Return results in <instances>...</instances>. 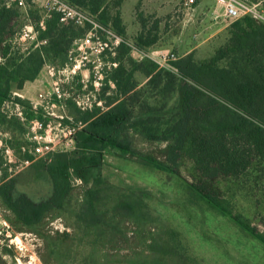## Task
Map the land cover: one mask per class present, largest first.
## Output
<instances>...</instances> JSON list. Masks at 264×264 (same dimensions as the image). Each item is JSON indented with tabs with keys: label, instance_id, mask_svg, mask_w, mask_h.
I'll list each match as a JSON object with an SVG mask.
<instances>
[{
	"label": "rangeland",
	"instance_id": "obj_1",
	"mask_svg": "<svg viewBox=\"0 0 264 264\" xmlns=\"http://www.w3.org/2000/svg\"><path fill=\"white\" fill-rule=\"evenodd\" d=\"M124 1L108 0V14L104 18L80 7L98 27L94 29L92 24L76 27L82 30L81 38L73 43L65 61L47 65L57 70L80 66L73 76L62 77L61 89L67 93L63 96L66 105L63 113L69 118L68 125L83 128L84 115L97 109L108 111L121 102L131 117L130 123L136 125L126 132L124 141L132 143L133 148L143 154L165 162L176 173L144 165L117 148H108L103 152V162L95 170L94 179L141 195L147 213L156 219L152 253L156 257H169L167 264H264V245L242 230L233 218L212 208L196 190L205 187L215 191L229 202L234 215L264 232V159L254 161L252 167L238 177L206 178L198 171L195 158L188 151L180 153L168 149L169 143H175L172 129L182 114L181 76L176 63L189 56L201 63L210 61L220 49L227 52L233 24L226 20L218 0H197L196 16L190 21L175 11L163 18L145 15L141 1L137 7L140 33L129 35L122 16ZM8 3L9 0H0L1 7L14 8L8 7ZM42 5L28 1L29 18L38 39L37 28L45 30L41 22L45 24L53 17L47 16ZM117 17L121 21L120 31L115 27ZM132 21L130 18L129 23ZM25 23L22 17H13L9 23L8 36L13 40L8 59L21 61L29 51L35 50L33 43L20 40ZM209 23L226 26V29L206 41L210 35ZM169 30L171 34L159 40ZM140 37L143 41L154 37L158 41L142 46L138 43ZM117 38V46L112 45ZM99 42H106L108 47L101 50ZM250 56L227 52L216 66L229 69L238 66L245 74L260 76L259 70L264 72V59ZM3 62L5 60L0 58V63ZM120 64L125 72L121 89L113 81ZM47 65L37 77L38 87L26 82L24 92L14 84L11 95L0 105L7 121L15 119L24 127L21 132L0 121V264H92L91 252L97 250L89 245L88 230L77 218L88 185L73 179L72 191L62 209L40 212L32 207L49 201L54 191L43 161L53 160L58 155H72L77 150L76 146L74 150L54 152L44 158L35 155V143L29 136L30 122L33 119L45 124L51 121L40 104L37 110L32 109V105L40 102L41 94L52 91ZM128 75L130 80L125 82ZM15 98L30 103V109H22V117L17 115ZM76 100L87 103L86 108L81 110ZM100 101L102 106L98 105ZM9 148L17 150L18 158L30 163L25 162L21 170H17L6 154ZM176 160L177 166L172 162ZM159 225L173 231L174 239L162 236L158 232ZM128 252L127 249L121 251L122 254Z\"/></svg>",
	"mask_w": 264,
	"mask_h": 264
},
{
	"label": "trees",
	"instance_id": "obj_2",
	"mask_svg": "<svg viewBox=\"0 0 264 264\" xmlns=\"http://www.w3.org/2000/svg\"><path fill=\"white\" fill-rule=\"evenodd\" d=\"M68 1L100 14L101 18L108 14V0ZM13 17H20L15 8L0 6V58L5 60L0 63V105L11 95L14 84L23 89L26 82L37 79L45 65L64 62L73 43L81 38L82 30L72 24H62L59 15L53 14L46 20L45 30L37 28L42 44L21 61L8 59L13 40L8 36V26ZM37 19L40 20L38 12ZM120 23L117 17L115 27L119 31ZM231 36L229 54L264 59V23L252 18L238 20L232 25ZM157 41L155 37L148 41H143L142 37L138 39L140 45L147 47ZM227 52L220 49L210 61L201 63L195 62L192 56L176 63L181 76L182 114L172 129L175 143H169L168 149L180 153L188 151L194 156L198 171L206 178L238 177L247 172L254 161L264 159V72L259 70L260 76L254 77L241 72L238 66L233 69L217 67L216 63ZM253 63L256 65L255 61ZM124 75L120 64L113 76L120 89ZM129 80L128 75L125 82ZM15 101L30 109L28 101L21 98ZM130 119L121 102L105 112L97 109L87 113L83 116L85 126L76 134L77 150L72 155H58L53 160L43 161L54 191L49 201L32 206L38 211L62 209L72 191L73 179L89 186L77 218L88 230L89 245L97 248L89 258L92 264H167L169 259L152 253L156 219L147 213L141 195L94 179L95 170L103 162V152L108 148H117L144 165L176 173L165 162L143 154L134 149L132 143L124 141L126 132L136 126ZM0 121L24 131L19 121H7L1 111ZM172 162L177 166L178 160ZM196 190L212 208L233 218L242 230L264 245V232L234 215L228 201L205 187ZM159 226L162 236L174 239L173 231ZM124 249L129 252L122 254Z\"/></svg>",
	"mask_w": 264,
	"mask_h": 264
},
{
	"label": "built area",
	"instance_id": "obj_3",
	"mask_svg": "<svg viewBox=\"0 0 264 264\" xmlns=\"http://www.w3.org/2000/svg\"><path fill=\"white\" fill-rule=\"evenodd\" d=\"M28 1L36 4L37 2L43 3V7L47 13V16H53L57 14L60 17L62 24H72L75 27H83L88 24H92L93 28L96 29L98 25L94 22L87 12L70 3L68 0H9L8 7L14 6L18 11L20 17H22L26 23L22 29L20 36L21 41H29L34 44L35 49L40 46L38 40V34L30 21L28 14ZM221 6L226 20L233 24L238 20L244 18H252L257 22L264 23V0H255L250 2L248 0H218ZM24 11L25 13H21ZM177 12L182 14L184 19L192 20L196 16L197 12V0H181L178 4ZM42 27L45 29L44 22H41ZM118 44V38L112 45ZM101 50L108 47L106 42L98 43ZM32 50V49H31ZM30 52V51H29ZM48 74L52 78V91L41 94L40 102L32 105L33 110H37L38 104L41 108L48 112L51 121L45 124L39 119H33L30 122L29 136L34 141V151L38 158L48 157V155L54 152H68L74 150L77 146L76 134L81 130L82 126L68 125L66 120L68 116L63 113L65 112V103H63L64 93L61 89V83H63L62 77L65 74L73 76L79 69L80 66L67 67L63 70H57L56 68L47 65ZM59 99L58 101L56 99ZM17 103V102H16ZM76 104L81 110L86 108V104L81 100H76ZM102 106V101L98 103ZM17 108V115L22 117L24 107L19 103L15 104ZM23 107V108H22ZM49 110V111H48ZM7 156L11 164H15L17 170H21L25 162L23 158H18L17 150L9 148L6 151ZM15 158V161H13ZM15 162V163H12ZM81 182V181H80Z\"/></svg>",
	"mask_w": 264,
	"mask_h": 264
},
{
	"label": "crops",
	"instance_id": "obj_4",
	"mask_svg": "<svg viewBox=\"0 0 264 264\" xmlns=\"http://www.w3.org/2000/svg\"><path fill=\"white\" fill-rule=\"evenodd\" d=\"M141 1L144 3L142 12H144L145 15L152 14L153 16H157L158 18H163L168 14L173 13L174 11L177 12L175 8L181 0H125L122 5V16L124 25L127 27V34L129 35H138L140 33L139 22H137V7H139ZM130 18L133 19V21L129 23ZM209 26L210 35L206 41L214 39L226 29V26L217 25L215 23H209ZM171 32V30L167 31V33L159 40L168 37ZM39 84L40 82L38 79L35 82H32V85L35 87H38ZM26 90L27 87H25V89H23L22 91L25 92Z\"/></svg>",
	"mask_w": 264,
	"mask_h": 264
}]
</instances>
